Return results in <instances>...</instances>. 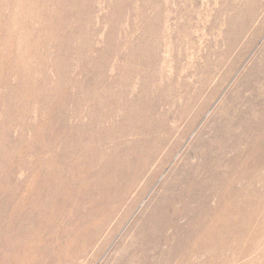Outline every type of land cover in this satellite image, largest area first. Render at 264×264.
Listing matches in <instances>:
<instances>
[{
	"label": "rangeland",
	"instance_id": "obj_1",
	"mask_svg": "<svg viewBox=\"0 0 264 264\" xmlns=\"http://www.w3.org/2000/svg\"><path fill=\"white\" fill-rule=\"evenodd\" d=\"M0 264H264V0H0Z\"/></svg>",
	"mask_w": 264,
	"mask_h": 264
},
{
	"label": "bare ground",
	"instance_id": "obj_2",
	"mask_svg": "<svg viewBox=\"0 0 264 264\" xmlns=\"http://www.w3.org/2000/svg\"><path fill=\"white\" fill-rule=\"evenodd\" d=\"M252 99H254V97ZM256 99H257V97H256ZM242 117H243V115H242L241 112L240 113H236L235 118H237V120H235V122H230L229 123V127L230 128L228 130H225L226 131L225 135H227V137H224L225 135H223L222 133H219V131L217 130V134L219 136L223 135V137L226 138V140L228 139V141H232V140L235 141L234 143L231 142L232 144H230L228 146V147H233V148H231L232 149L231 153H234L235 151H238V149H236V148L238 147V144L242 140L240 135L237 134V131L253 132L255 130V128H259V124L258 123H253V122H251V123L248 122V123H245V125L240 126L238 119H242ZM231 127H235L236 130L232 129ZM224 138H223V140H224ZM197 139L200 140L201 136L198 137ZM250 142H252V146H255L256 144H258V138H257L256 142H254V140H251ZM256 151L257 150L256 149H252V147H247L246 149L241 150V151L239 150L238 154L233 156L234 160H231V162L233 163V165L234 164H238L237 163L238 160L241 163L242 157H244L245 159H248L249 157L254 156L256 154L255 153ZM228 153H230V152H228ZM216 155H218V154H216ZM205 156L210 161V160H213L215 155H211L210 153H205ZM200 168H201L202 171L206 172V174L208 175V178H212V175H213V173H210V170H212L213 172H216L214 167H212V165H210V164H203ZM215 179H217V178H215Z\"/></svg>",
	"mask_w": 264,
	"mask_h": 264
}]
</instances>
